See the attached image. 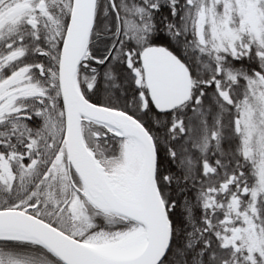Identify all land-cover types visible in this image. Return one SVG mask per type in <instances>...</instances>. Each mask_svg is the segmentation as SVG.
I'll return each mask as SVG.
<instances>
[{
    "label": "snow or ice",
    "instance_id": "obj_1",
    "mask_svg": "<svg viewBox=\"0 0 264 264\" xmlns=\"http://www.w3.org/2000/svg\"><path fill=\"white\" fill-rule=\"evenodd\" d=\"M0 264H264V0H0Z\"/></svg>",
    "mask_w": 264,
    "mask_h": 264
}]
</instances>
